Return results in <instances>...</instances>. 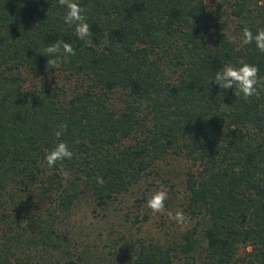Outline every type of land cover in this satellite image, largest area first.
<instances>
[{
    "label": "trees",
    "instance_id": "16d2710c",
    "mask_svg": "<svg viewBox=\"0 0 264 264\" xmlns=\"http://www.w3.org/2000/svg\"><path fill=\"white\" fill-rule=\"evenodd\" d=\"M76 2L90 45L64 23L58 0H0V264H21L23 238L76 264L54 210L68 211L86 190L104 208L169 153L191 162L192 225L165 243L138 237L109 264H264V87L246 101L235 86L211 82L241 61L264 77V53L241 42L243 28L264 29V0ZM57 40L76 54L49 69L43 51ZM56 71L71 83L66 95L24 86L25 72ZM61 123L68 129L58 139ZM60 141L73 158L49 168L46 153ZM29 191L47 201L45 215L30 210Z\"/></svg>",
    "mask_w": 264,
    "mask_h": 264
},
{
    "label": "rangeland",
    "instance_id": "374dc122",
    "mask_svg": "<svg viewBox=\"0 0 264 264\" xmlns=\"http://www.w3.org/2000/svg\"><path fill=\"white\" fill-rule=\"evenodd\" d=\"M205 5L212 6V0H207ZM34 85L58 86L64 90L61 94L66 95L71 83L57 71L43 78L25 72L24 86L30 88ZM153 165L147 176L104 208L96 206L93 195L86 190L75 199L68 211L63 213L54 210L57 216L53 226L59 233L61 248L70 253L69 256L76 264H109L118 259L122 261L129 253L130 241L140 237L169 242L176 240L184 229L192 225L193 220L184 202L185 171L192 168L191 162L181 154L169 153L157 159ZM162 188L168 190L165 213L154 214L146 202L155 191ZM28 195L30 210L45 215L47 201L30 191ZM177 210H182L185 215L186 223L183 225L177 224L166 214L168 211L174 214ZM30 232L28 230V234ZM28 241L23 238V250L19 248L21 264H48L53 262L52 255L59 257L57 264H67L66 256L57 253L55 248L45 246L44 251L37 241ZM47 250L53 254H47ZM238 252L241 253V249ZM200 263L199 260L195 262ZM171 264H187V261L176 259Z\"/></svg>",
    "mask_w": 264,
    "mask_h": 264
},
{
    "label": "clouds",
    "instance_id": "9594fccd",
    "mask_svg": "<svg viewBox=\"0 0 264 264\" xmlns=\"http://www.w3.org/2000/svg\"><path fill=\"white\" fill-rule=\"evenodd\" d=\"M59 5L64 6L67 11L63 16L64 23L70 27H74L75 35L84 40L87 44H91V30L87 23L85 9L82 8L76 0H58ZM204 3H207L205 0ZM242 44L248 45L255 42L256 47L261 53H264V29H258L256 34L245 27L242 30ZM49 59L47 60V67L54 69L57 66V60L62 55L74 56L76 54L74 48L70 43L63 40H57L55 43L49 45L44 51ZM259 69L256 65L240 62V66L226 65L221 70L215 73L211 82L217 83L221 89H230L235 86L234 91L236 97L242 96L246 101L253 95H258L257 86L264 87V77L258 76ZM68 129L67 123L57 125L54 130V136L60 138ZM79 143V140H76ZM73 152L70 150L69 145L60 141L46 153L45 159L49 168L55 166L58 162L64 160H71ZM97 182L103 184L102 177H97ZM168 199L167 188H162L155 191L147 200V207L155 213H165V201ZM171 219L175 220L177 224L183 225L186 223V218L182 210H177L174 214L171 211L166 213Z\"/></svg>",
    "mask_w": 264,
    "mask_h": 264
}]
</instances>
